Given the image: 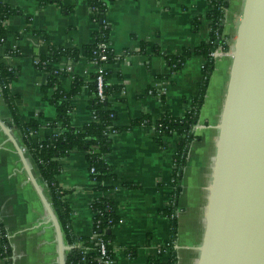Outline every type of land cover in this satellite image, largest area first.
<instances>
[{
    "label": "crops",
    "instance_id": "obj_1",
    "mask_svg": "<svg viewBox=\"0 0 264 264\" xmlns=\"http://www.w3.org/2000/svg\"><path fill=\"white\" fill-rule=\"evenodd\" d=\"M2 1L19 12L5 22L6 35L0 46V62L17 70L9 91L21 118L40 123L33 137L45 139L55 131L50 124L57 121V107L49 101L54 89L46 94L43 91L49 76L38 62L52 48H81L91 44L98 24L90 0H61L62 5L43 4L41 0ZM228 2L223 24L224 35L230 37L235 13L240 11L241 15L244 0ZM210 10V0L107 1L110 41L119 57L109 66L110 83L119 88L110 101L117 114L115 124L129 127L113 136L111 150L104 156L115 168V178L106 183L110 188L104 195L118 202L121 218L113 231L115 264H167L170 260L169 248L163 255L159 253L171 242L170 220L164 209L169 202L168 193L174 187V153L180 139L167 137L164 145H160L155 138L154 123L165 113L184 115L186 101L200 90L205 60L192 55L181 69L175 70L164 54H159V49L169 55L180 54L207 40L211 21L206 14ZM199 17L202 22L196 25ZM145 42L148 45L144 48ZM231 64V53L216 57L195 127L200 140L190 147L178 202V236L173 243L177 264H196L199 257L203 213L195 210L188 215L182 211L190 198L188 192L195 193L196 186L189 187L195 151L212 146L214 159L218 133L202 129L200 122L220 117ZM53 65L62 70L59 81L66 92L75 88L77 80L84 81L78 92L68 98L72 124L81 126L93 121L89 83L91 74L99 69L98 63L81 56L76 61L65 57ZM143 115L151 117L152 124L130 126ZM24 147L0 87V264H66L68 251L62 252V245L69 244L53 207L50 188ZM60 165L57 182L68 191L64 200L72 208V230L78 236L89 237L93 226L91 203L102 195L98 183L91 179L85 154L78 150L60 158ZM125 183L137 187L130 188ZM205 205L206 199L201 206L203 212ZM3 232L11 246L10 258L3 256ZM190 244L193 248L188 247Z\"/></svg>",
    "mask_w": 264,
    "mask_h": 264
},
{
    "label": "trees",
    "instance_id": "obj_2",
    "mask_svg": "<svg viewBox=\"0 0 264 264\" xmlns=\"http://www.w3.org/2000/svg\"><path fill=\"white\" fill-rule=\"evenodd\" d=\"M107 1L109 0H90L93 9L94 20L98 28L94 34V41L91 44L81 48H52L48 55L40 58L38 66L48 73L47 84L43 87L46 94L54 89L49 98L57 107V121L50 124L55 131L45 139H35L33 133L40 128V123L36 119L25 121L18 113L13 96L9 91L10 84L17 77V70L8 68L0 62V87L3 97L8 102L13 114V120L17 125L23 144L38 165L43 179L47 182L51 195L52 204L56 210L59 220L63 226L65 238L70 246L66 255V264H105L99 260L98 242L102 239L106 245L107 255L113 259V242L115 240L114 228L120 222L118 214V202L104 194L110 188L106 183L115 178L114 167L108 164L104 156L111 150L113 136L129 127H120L115 124L117 119L116 111L112 108L110 97L118 91V87L110 83L112 74L109 66L117 61L119 57L115 54L110 41V26L107 21ZM211 10L206 14L210 19L209 38L201 42L198 46L183 51L180 54H164L171 66L175 69H181L187 58L192 55L204 58L203 80L200 83V90L197 95L186 101L187 109L184 115H173L165 113L154 123L155 138L160 145H164V139L167 137H179V143L174 153V168L172 171L173 191L168 193V205L164 209V214L169 217L171 226V242L167 247L160 250L159 255H163L167 248L170 250V260L167 264H177L178 257L174 251L173 243L178 236V202L182 192V178L184 168L187 165V157L192 143L199 136L195 134L194 127L197 125L200 117L201 108L204 104L207 89L213 71L215 70L216 57L211 53L217 51L219 47L222 51L230 50L229 44L221 39L224 35V9L229 4L228 0H210ZM43 4L57 3L62 5L61 0H41ZM19 13L17 9L5 4L0 0V46L6 35L5 22L14 14ZM202 17L196 19L195 24L199 25ZM226 38V35H224ZM148 42L143 43L144 48ZM106 59H102V56ZM84 56L89 60L96 61L101 72L95 71L90 76L89 88L92 94L90 107L94 112V120L81 126H74L71 122L70 114L72 107L68 98L78 92L83 79L77 80L75 88L66 92L60 86L61 69L54 67L53 63H61L62 59L68 57L76 61ZM103 77V93L106 96L101 100L98 96L97 78ZM139 124H152V119L148 115L134 120L130 126ZM73 150H78L85 154L91 179L98 183L97 189L102 195L95 198L91 203V212L93 219L92 235L78 236L72 230L71 215L72 208L64 200L68 191L63 189L57 182V176L61 171L60 158L68 155ZM93 170V171H92ZM127 187H137V185L125 183ZM81 244V246H77ZM3 256L10 258L12 255L9 239L2 233ZM89 249H93L89 251ZM159 263H161L159 261Z\"/></svg>",
    "mask_w": 264,
    "mask_h": 264
},
{
    "label": "water",
    "instance_id": "obj_3",
    "mask_svg": "<svg viewBox=\"0 0 264 264\" xmlns=\"http://www.w3.org/2000/svg\"><path fill=\"white\" fill-rule=\"evenodd\" d=\"M232 49L196 264H264V0H244Z\"/></svg>",
    "mask_w": 264,
    "mask_h": 264
},
{
    "label": "rangeland",
    "instance_id": "obj_4",
    "mask_svg": "<svg viewBox=\"0 0 264 264\" xmlns=\"http://www.w3.org/2000/svg\"><path fill=\"white\" fill-rule=\"evenodd\" d=\"M233 5L234 3L232 2L230 4V9L233 8ZM235 15H236V21H235V24L232 25V29L230 30V37L226 36L225 38L227 43L229 44L230 50L228 52L222 51L216 57H220L221 55L224 56L225 54L231 53L233 51L232 45L234 44V40L236 38V31H237V26L239 22V17H241L240 11L239 12L237 11ZM219 118H220L219 116L218 117L214 116L211 119H204L203 120L204 122L202 121L200 122V126L204 127L202 129H207V130L216 132L215 133L216 135L218 133V129L215 128V125L218 124ZM195 127H194V131H195ZM199 140L200 139L196 141H199ZM211 144L213 145V141H211ZM204 149L195 151L194 153L196 162H195V168H193L192 170L193 175H192L191 183L189 184V187L192 188L193 186H196V188H194L195 193L192 195L187 191L190 198L188 202L187 201L185 202L186 203L185 210L182 211L183 212L182 214L191 215V214H194L195 210L198 213H203L202 211L203 207L201 208V206H202V203L206 199L204 198V196L207 197V194H208L207 187L209 185L208 186L206 185L207 183L209 184V182L211 181L210 173H211V167L213 164L212 146H210L208 150H204ZM186 170H187V167L184 168V173L186 172ZM183 177H184V174H183ZM182 182H183V178H182ZM188 247L193 248V245L190 244ZM195 247H197V245Z\"/></svg>",
    "mask_w": 264,
    "mask_h": 264
},
{
    "label": "built area",
    "instance_id": "obj_5",
    "mask_svg": "<svg viewBox=\"0 0 264 264\" xmlns=\"http://www.w3.org/2000/svg\"><path fill=\"white\" fill-rule=\"evenodd\" d=\"M221 39L224 40L226 43V39L224 37V35L221 36ZM222 52V48L219 47V49L213 53H211L214 57H216L219 53ZM102 59H106V56H102ZM204 67V65H203ZM102 68L99 67V69L97 70L99 73H102L101 72ZM97 82H98V96L101 100H104L105 99V95L103 93V77L101 75L98 76L97 78ZM93 171V170H92ZM77 246H81V244H78ZM98 246H99V253H100V256H99V260L100 261H103L105 264H112L113 263V259L110 258L109 255H107V249H106V245L104 243V241L101 239L99 242H98ZM93 249H89V251H91Z\"/></svg>",
    "mask_w": 264,
    "mask_h": 264
}]
</instances>
